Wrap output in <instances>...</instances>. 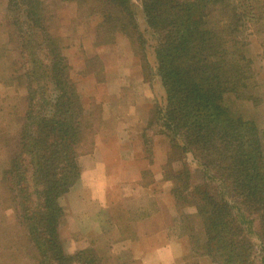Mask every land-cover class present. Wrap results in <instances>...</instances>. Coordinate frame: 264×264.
<instances>
[{
    "label": "trees",
    "instance_id": "obj_1",
    "mask_svg": "<svg viewBox=\"0 0 264 264\" xmlns=\"http://www.w3.org/2000/svg\"><path fill=\"white\" fill-rule=\"evenodd\" d=\"M56 1L97 15L96 46L121 34L142 51L149 33L165 95L156 121L174 134L169 131L163 179L175 184V202L200 218L202 255L216 264H264V130L234 107V101L254 100L248 95L255 85L251 51L241 32L248 16L258 19L257 3L141 0L146 28L140 30L132 0ZM48 5L6 0L9 37L24 59L17 79L26 87V110L0 169V206L13 211L24 233L9 248L32 264H100L91 249L67 255L59 239L64 212L58 201L80 175L78 157L93 150L94 120L70 75L63 54L68 43L52 32ZM95 67L81 75L87 70L97 77ZM188 158L202 174L190 192L185 164L170 168Z\"/></svg>",
    "mask_w": 264,
    "mask_h": 264
},
{
    "label": "rangeland",
    "instance_id": "obj_2",
    "mask_svg": "<svg viewBox=\"0 0 264 264\" xmlns=\"http://www.w3.org/2000/svg\"><path fill=\"white\" fill-rule=\"evenodd\" d=\"M49 2L50 5L47 9L53 17L50 23L52 32L63 37L64 42L68 43L63 54L68 65L71 66L70 75L77 84V92L82 103L88 108L87 111L84 107L86 115L91 116L90 120H96L100 113L98 95H101V86L94 90L90 82L92 78H89L92 77L88 73L90 71L86 70L82 75L81 71L88 66L89 69L96 68L95 65L100 62L96 56L90 58L83 56V53L86 55L92 52V43L94 46L97 44L94 35L95 26L98 24L97 15L89 16L88 12L79 11L74 3L62 4L56 0H49ZM132 2L136 6L135 17L139 29L144 30L146 27L141 13V0H132ZM253 2L257 3V7H254L258 19L248 16L245 30L241 34L246 37L245 43H248L251 51L255 85H251L252 91L248 95L254 100L234 101V107L237 106V109L243 110L247 117L253 118L260 130H264V1L253 0ZM9 17L10 15L6 11V0H0V169L5 166L9 155L11 143L8 140L17 136L26 110L24 100L26 87L23 82H19L17 79V76L24 73V59L20 56L15 40L9 37ZM145 36L144 40L147 46L142 50L144 53L138 51V45L135 43L132 46L133 53L140 60L144 83L151 92L154 91L152 107L147 114L150 124L146 125V128L141 132V136L146 138L149 147V150L145 149L141 137L142 149L146 155L144 163L147 164L151 162L154 148L164 149V144L167 161L172 142L169 138L172 136L173 130L169 129L171 134L166 131L168 129L162 126L161 121H156V113L163 110L159 108L162 106L161 103L165 95L160 79L156 76L154 42L149 33H146ZM93 79L95 78L93 77ZM99 79L100 76H97L95 80ZM189 161L190 158L186 161L173 163L170 167L176 170L181 163H184L188 168L192 180L187 192L191 191L193 183L202 179L201 172L196 170L194 164H189ZM165 165L166 163L161 167L160 175L157 178L150 170L142 172L138 189L130 191V189L121 188V195L116 190L111 191L107 196L111 204L101 214L103 219L99 221V230L90 232L84 238V243H89L94 238H100L98 242L90 243L87 247L70 253L64 249L63 241L59 235L64 252L71 255L78 251L91 249L100 264H143L142 260L146 259H149L150 262L156 260L157 264L159 258L157 256L156 259L150 258L152 252L156 251V248L164 246L166 241L180 237L179 239H183L184 243L179 247L177 245L178 249L175 248L174 256L176 254H181V256L167 264H216L209 257L201 254L200 248L204 241L201 220L196 216L193 207L176 203L173 199L170 191L175 184L163 179V172L167 170V167L169 168ZM151 198L156 199V205ZM153 212L156 217H153ZM63 214L65 215V212ZM64 219L65 216H63L60 225L64 224ZM151 232H154V235L149 236ZM23 237V230L16 225L13 211L4 205L0 206V264H32L31 260L23 257V252L18 254L9 248L17 238L22 241ZM173 248V246L167 247V250L172 251ZM161 264H164V261Z\"/></svg>",
    "mask_w": 264,
    "mask_h": 264
},
{
    "label": "crops",
    "instance_id": "obj_3",
    "mask_svg": "<svg viewBox=\"0 0 264 264\" xmlns=\"http://www.w3.org/2000/svg\"><path fill=\"white\" fill-rule=\"evenodd\" d=\"M91 50L83 56H96L100 61V79L95 80V75L89 78H92V88L96 90L101 86L102 91L98 95L100 113L93 125L94 147L90 154L78 158L80 175L59 199L65 212V222L59 227V235L64 249L70 253L100 240L94 238L84 243L90 232L99 230V221L103 219L101 214L111 204L107 197L111 191L116 190L121 195V188L130 191L138 189L142 172L150 170L157 178L166 160L164 144V149L154 148L150 163H144L146 155L142 149L141 132L148 125L147 114L152 107L154 91L151 92L144 83L140 60L133 53L130 40L124 35H117L111 43L101 47L92 43ZM151 199L156 205V199ZM153 214L156 217L155 212ZM179 238L166 241L164 246L152 252L150 258L156 259L157 256V264L162 261L167 264L179 258L181 254L174 256L177 245L179 247L184 243ZM172 246V251H168L167 247ZM142 263L156 264V260L150 262L146 259Z\"/></svg>",
    "mask_w": 264,
    "mask_h": 264
}]
</instances>
